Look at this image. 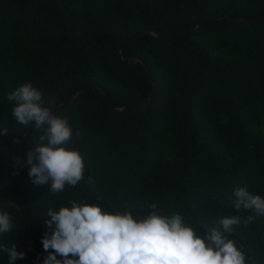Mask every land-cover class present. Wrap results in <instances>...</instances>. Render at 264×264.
I'll return each mask as SVG.
<instances>
[{"label":"trees","instance_id":"obj_1","mask_svg":"<svg viewBox=\"0 0 264 264\" xmlns=\"http://www.w3.org/2000/svg\"><path fill=\"white\" fill-rule=\"evenodd\" d=\"M151 80L150 100L117 110L144 100ZM29 82L46 105L66 101L54 113L68 117V147L84 159L83 180L60 193L13 166L42 134L29 126L13 143L27 127L7 95ZM91 86L107 104L98 90L71 100ZM2 128L0 210L15 228L0 244L25 253L14 264H43L47 211L72 201L134 217L156 203L199 235L216 219L254 215L231 201L237 186L264 197V0H0ZM230 238L245 245L248 264H264V216L233 226ZM0 264H9L7 253Z\"/></svg>","mask_w":264,"mask_h":264},{"label":"clouds","instance_id":"obj_2","mask_svg":"<svg viewBox=\"0 0 264 264\" xmlns=\"http://www.w3.org/2000/svg\"><path fill=\"white\" fill-rule=\"evenodd\" d=\"M7 99L14 102L11 115L18 124L42 133L26 159H16L13 166L27 168L32 182L47 185L53 194L64 191L66 185L77 186L84 178V159L79 150L68 147L73 129L68 117L54 113L55 100L50 98L46 105L43 93L30 82L20 84ZM7 131L2 128L0 134ZM13 143H20L19 138ZM232 196L236 210H251L254 215L216 219L217 226L203 235L182 214L158 212L156 203L149 205L146 215L136 217L130 210L109 212L95 203L76 201L58 211L49 208L44 222L48 231L42 237L47 253L43 264H248L245 245H237L230 237L233 226L246 227L264 216V197L239 186ZM7 206L20 210L11 200ZM13 228L10 213L0 210V233ZM0 252L7 253L9 264L25 257L15 245L0 244Z\"/></svg>","mask_w":264,"mask_h":264},{"label":"water","instance_id":"obj_3","mask_svg":"<svg viewBox=\"0 0 264 264\" xmlns=\"http://www.w3.org/2000/svg\"><path fill=\"white\" fill-rule=\"evenodd\" d=\"M208 19H216V20H217V19H225V20H230V18H228V17H220V16H210V17L207 18L206 20H208ZM206 20H204L203 22H201L200 24H198V25H197V26H196L191 32H189V34H193V33H195L199 28H201V26L205 23ZM233 20H235V21H250L251 19H250V18H247V17H239V18H236V19H233ZM181 34H184V33H181ZM167 35H169V34H164V33H156V34H154V36H156V37H163V36H167ZM130 40H132V39H130ZM130 40H126V41L124 42V44L127 43V42L130 41ZM121 49H122V46H120L119 49H118V58H119L120 60H121V54H120ZM131 61H133V58H128V59L123 60L124 63H129V62H131ZM151 83H152V89H151L149 95H148L144 100H140L139 102H137V103H135V104H132V105L127 106V107H125V108H123V109H117V110H118V111L127 112L129 109H131V108L137 106L138 104H141V103H143V102L146 101V100H150V99L152 98L153 94H154V89H155V84H154V82H153L152 80H151ZM93 90H98V91L100 92V94H101L102 100L105 102V104H107V98L105 97L104 93L100 90V88H98L97 86H91V87H89V88H86V89L80 91V92L77 93V94L75 95V97H73L71 100L76 99L78 96H80V95L83 94V93H87V92H90V91H93ZM65 102H66V101H63V102H62L61 104H59L58 106H55V107H54V112H55V110H56L59 106H61V105L64 104ZM28 132H29V127H27V129H26L25 135H24L22 138H20L19 140H20V141L24 140V139L27 137ZM0 138H2V137H0Z\"/></svg>","mask_w":264,"mask_h":264}]
</instances>
